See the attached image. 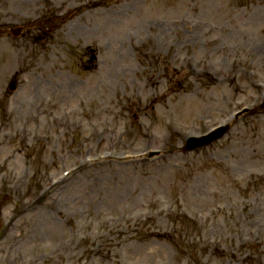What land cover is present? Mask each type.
Returning a JSON list of instances; mask_svg holds the SVG:
<instances>
[{
  "label": "rangeland",
  "instance_id": "rangeland-1",
  "mask_svg": "<svg viewBox=\"0 0 264 264\" xmlns=\"http://www.w3.org/2000/svg\"><path fill=\"white\" fill-rule=\"evenodd\" d=\"M0 29V264H264V0H0Z\"/></svg>",
  "mask_w": 264,
  "mask_h": 264
},
{
  "label": "water",
  "instance_id": "water-1",
  "mask_svg": "<svg viewBox=\"0 0 264 264\" xmlns=\"http://www.w3.org/2000/svg\"><path fill=\"white\" fill-rule=\"evenodd\" d=\"M191 147H193V146H191Z\"/></svg>",
  "mask_w": 264,
  "mask_h": 264
}]
</instances>
